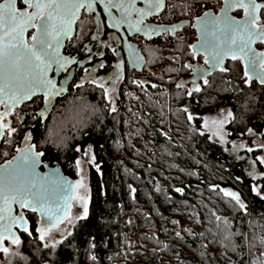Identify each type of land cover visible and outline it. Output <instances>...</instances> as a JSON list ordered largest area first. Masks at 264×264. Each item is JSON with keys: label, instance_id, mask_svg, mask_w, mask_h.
<instances>
[{"label": "trees", "instance_id": "16d2710c", "mask_svg": "<svg viewBox=\"0 0 264 264\" xmlns=\"http://www.w3.org/2000/svg\"><path fill=\"white\" fill-rule=\"evenodd\" d=\"M143 51L149 67L163 65L157 77L129 75L115 102L90 86L71 93L43 127L33 129L43 159L68 176H76L78 159L90 152L87 216L54 249H46L30 212L32 236L21 233L19 248L27 259L1 254L2 264H264L259 149H242L238 157L229 152L249 129L264 136V87L245 84L241 64L231 60L225 65L229 71L215 72L207 77L209 85L201 81L202 91L189 96L193 83L182 79L191 69L184 65L196 57L182 38ZM222 99L231 108L225 142L211 137L202 116L188 119L190 107L202 112ZM250 160L260 173L255 177ZM230 191L245 208L226 195Z\"/></svg>", "mask_w": 264, "mask_h": 264}, {"label": "snow or ice", "instance_id": "6c2138e0", "mask_svg": "<svg viewBox=\"0 0 264 264\" xmlns=\"http://www.w3.org/2000/svg\"><path fill=\"white\" fill-rule=\"evenodd\" d=\"M136 3L137 0H2L0 2V105L6 109L15 107L31 99L38 92L43 94L45 104H51L52 100L64 91L62 87L57 88L55 80L50 79L48 73L66 70L67 65L76 62L75 58L70 59L61 55V48L63 39L71 38L73 25L80 19L82 10L91 14L96 11V5H101L111 21L109 27L119 29L122 23H127L129 28H134L137 32L142 31L148 38H151L152 33L159 34L161 30L174 32V28L157 29L145 26L142 29L140 27L146 17L164 10L165 0H143L145 6L142 8H137ZM113 8L121 13L119 19L112 15ZM232 11H241L242 16L237 19L229 14ZM133 13L137 16L134 23ZM220 13L217 16L206 11L202 17L196 18V24L199 25L198 43L189 45L193 58L202 54L204 64L209 65L210 70H218L222 73L229 71L224 66L226 58L239 61L243 66L242 79L245 84L251 85L254 81H258L264 85V51H258L256 47V45H264V2L223 0ZM29 30L34 31L31 32L30 38L26 39ZM113 52L116 53V50L113 49ZM184 67L191 69L203 80L204 85H209L204 70L192 64H185ZM208 74H211L210 71ZM193 84L194 87L188 90L189 96L202 91L195 80ZM81 86L82 84L77 85V87ZM176 86L183 87L181 84ZM184 111L187 112V108ZM7 114V112L0 113V135H3L6 128L9 134L15 131L5 120ZM228 115L231 116V112ZM188 119L192 120L193 116L189 114ZM25 139H30V136H26ZM34 148L35 145H30L23 150L22 156L8 161V168L0 165V205H3L0 207V254L6 259L13 255L21 256L19 248L22 241L12 230L13 228H18L32 236L23 212L16 216L12 215L13 204L19 205L21 209L37 212L42 220L47 221L44 227L36 228L41 241H45L50 235L54 226L52 221L60 219L58 215L60 209L51 207L45 184L38 183L35 179H28L30 176H36V164L39 162V157L44 155L42 152H34ZM248 150L252 151V149ZM261 163H264V158L261 159ZM52 183L54 184L55 181ZM132 191L135 192V189ZM176 191L182 192L183 189L178 188ZM257 194L259 195V192ZM226 195H230L241 208L246 207L240 200L239 194L226 192ZM86 216L85 206L84 216L78 218L83 219ZM6 220L8 223H4ZM5 241L14 246L16 251L6 246ZM60 242L44 243L43 248L54 249ZM261 243H264V239ZM21 258L27 259L25 256ZM91 259L95 260L96 257L93 256Z\"/></svg>", "mask_w": 264, "mask_h": 264}, {"label": "flooded vegetation", "instance_id": "af4514ba", "mask_svg": "<svg viewBox=\"0 0 264 264\" xmlns=\"http://www.w3.org/2000/svg\"><path fill=\"white\" fill-rule=\"evenodd\" d=\"M258 1L264 2L263 0H258ZM166 2L167 0H165V5ZM144 6L145 5L143 3V0H137L136 3L137 8H142ZM214 11L216 12L217 10ZM112 15L119 19L121 13L117 11V9L113 8ZM234 15L237 17H241L242 12L236 11ZM136 19L137 16L135 13H133L132 22L134 23ZM110 23L111 21L109 19V16L104 11L101 5H96V11L91 14L83 10L81 11L80 19L74 24L75 30L73 36L65 41L64 46L62 48L63 56L69 57L70 59L75 58L76 62L67 65L66 70H62L59 72L52 71L50 74L51 79L55 78L57 88L60 85L65 87L64 94L60 97H57L54 100V103L52 101L51 104H45L43 94H36L32 96L31 99H27L22 103L16 105L15 107H10L9 109H6L3 105H0V113H5V112L8 113L5 116V120L9 122L10 128L15 129V131L11 132V134H9L7 128L4 130V133L0 140V164L9 160L17 153H19L20 151L18 150H24L26 147L28 148L30 145H35L34 150L36 152H42L36 149V143L34 141V136L32 131L33 129L36 128V125L38 124L39 127L40 126L43 127L46 121L49 120L51 116L54 115V113H56L57 104L63 97H66L71 93L83 92L84 89H87L88 86H90L102 90L107 98H110L109 95L111 93H109V90L115 89L117 93L116 99L114 101L111 100L112 102H115L118 99L119 89L121 87L122 82L129 75L133 77L135 80L144 79V78L148 80L153 76L155 77L158 76L163 65L160 64L156 68L149 67L148 63L150 59L149 57H147V55L143 50L147 46L156 45L158 42H164V41H162L161 39L158 40L154 39L152 41H146V40L143 41V39L145 38L142 37L141 35L138 34L129 35L130 33H133L136 30L134 28H129L127 23H122L119 29L114 27H109ZM150 24L159 25L154 20V16H148L144 19V22L142 25H140V27L143 29L145 26H149ZM32 31L34 30H29V32L26 33V39L30 38ZM128 42L135 43L137 47L141 50L145 58V62L142 70L146 73L145 77L135 76L134 73L136 71H132L129 68V63L125 49V46L128 45L127 44ZM256 47L259 50L264 51V45H256ZM113 49H115L116 53H119V55L114 53ZM203 61H204L203 56L197 55L195 58V62L193 64L201 67L202 65H205ZM228 61H231V59H228L226 61V64ZM101 65H103V67H101ZM85 69H87L88 71H85ZM201 81L203 80L201 79ZM161 83L168 86L167 83H163V82ZM81 84H82L81 87H77V85H81ZM247 133L249 134L250 137H253L256 139V141H258L259 144L252 149H259L258 156L261 155L263 153L262 150L263 148L261 145L264 144V136L261 133L255 131H248ZM19 134L21 135L19 141H14L16 135ZM26 136H30V139L26 140L25 139ZM10 146L13 147L12 149L13 151H11V153L9 152L8 149ZM41 160L49 164L56 163V162H49L43 159V156H41ZM41 168L44 169L43 166ZM68 177L73 178L77 181V179L79 178L78 166H77L76 176L75 177L68 176ZM77 186L78 183L75 186V190L73 193V197L70 201V205L71 202L73 201V198L75 197ZM22 211L25 215L26 220L28 221L27 216L32 211H27L25 209H22ZM19 212L20 209H18V207L16 206L15 213L18 214ZM33 213H35L37 217L36 222L38 224L39 216L36 212ZM29 227H30V223L28 221V228ZM21 233L24 232H19V236L21 235ZM5 244L6 246H9L11 248L13 247L7 241H5Z\"/></svg>", "mask_w": 264, "mask_h": 264}, {"label": "water", "instance_id": "95a60500", "mask_svg": "<svg viewBox=\"0 0 264 264\" xmlns=\"http://www.w3.org/2000/svg\"><path fill=\"white\" fill-rule=\"evenodd\" d=\"M0 2H2V1H0ZM222 7H223V0H222V4H221L220 8L216 12L214 10H207V11H210L213 15H217L218 16V15L221 14L220 13V9ZM161 12L162 11H160L158 14H160ZM205 12H203L198 17H202ZM235 12L236 11H232L229 14L232 15V16H235L234 15ZM158 14H155V15H158ZM155 15H151V16H155ZM235 17L237 19L240 18V17H237V16H235ZM187 24H188L187 21H181V22H179L177 24H163V25L150 24L149 26L151 28H157V29H172V28H174V32H168V31L161 30L159 32V34L152 33L151 34V38H148V36H146L142 31L141 32L135 31L133 33H130L129 35L138 34V35H141L142 37H144L147 41H152V40L160 37L164 33H169L170 35H174L176 32L180 31L182 29V27L186 26ZM194 25H196V26H194ZM198 27H199V25L196 24V19H195L193 21V23H192V28L196 31L197 40L193 44H197L198 43V36H199ZM74 30H75V26L73 25V31H72L71 37L74 34ZM67 39H70V38H64L63 39V46H64V43H65V41ZM127 44L128 45L125 46V49H126V55H127V59H128L130 70L137 71V72L142 71L143 70V66H144V62H145V58H144L141 50L137 47V45L135 43L128 42ZM63 46H62V48H63ZM62 48H61V55H63ZM257 50L261 51L258 48H257ZM190 51L192 52L191 48H190ZM201 56H203V55L201 54ZM203 58H204V56H203ZM228 59H230V58H226L225 59L224 66L226 65V61ZM192 65L194 67L198 68V69L204 70L206 78L209 75L213 74L214 72L218 71V70H210L209 69V65H206V64L202 65L201 67L198 66V65H195V64H192ZM209 71H210L211 74H208ZM50 74H51V72L48 73V77L49 78H50ZM53 80H55V78H53ZM182 80L185 81V82H188V81L193 82V80H195L197 84H200V81H201V79L198 78L196 76V74L192 70H191V75L188 78H184ZM256 82L259 85H261L258 81H256ZM262 86H264V85H262ZM61 87L64 89V91L57 97L62 96L64 94V92H65V87L64 86L60 85L58 88H61ZM37 94H42V93L38 92ZM57 97H55V99ZM55 99L52 100L53 103H54ZM1 137H2V135H0V140H1ZM33 151L36 152L34 149H33ZM22 155H23V150H21L19 153H17L15 156L10 158L9 160L1 163L0 165H3L5 168H8V163H7L8 161H13L14 158L20 157ZM42 166H43L44 169L41 168ZM35 173H36L35 177H31L30 176V177H28V179H30V180L31 179H35L38 183H44L45 187L47 189L46 195L48 196V199L50 201L51 207L53 209H57V208L60 209V212L58 213L60 219L58 221H56V220L52 221V224H54V226L51 229H53V228L57 227L59 225V223L67 216L68 211H69V207H70V201H71V199L73 197V193H74L77 181L75 179L70 178L67 175H65L63 173L61 167L57 163L49 164V163L43 162L41 160V156L39 157V162L36 164ZM52 181H55V183L53 184ZM2 206L3 205H0V207H2ZM16 206L18 207V209H20V212L18 214L15 213V207ZM25 210L31 211V210H28V209H25ZM21 212H23V211L19 207V205H16V204L12 205V215L13 216L19 215ZM37 214L39 216V221H38V224H37L36 228L44 227L45 224L47 223V221L42 220V218L39 215V213H37ZM5 215H7V214L5 213ZM24 217H25V215H24ZM4 223H8V221L6 220V221H4ZM12 230L17 235H19V232H22L18 228H13Z\"/></svg>", "mask_w": 264, "mask_h": 264}, {"label": "rangeland", "instance_id": "374dc122", "mask_svg": "<svg viewBox=\"0 0 264 264\" xmlns=\"http://www.w3.org/2000/svg\"><path fill=\"white\" fill-rule=\"evenodd\" d=\"M111 93L110 100L114 101L116 99V90L110 89ZM231 108L229 106L227 99H222L219 104L213 108L204 110L202 112L196 111L193 107L189 108V113L200 115L203 119V126L207 132L215 140L220 142H225L227 139L226 124L228 123L231 116H229ZM258 141L255 138L250 137L248 133L242 135L238 139L231 143L229 152L232 156L238 157L239 151L242 149H252L258 145ZM263 153L259 155L258 159L264 158V144L261 145ZM90 160V152L84 153L77 162L79 178L77 179V191L73 201L71 202L67 216L59 223V225L51 229L50 235L45 239L46 243L56 242L65 236L70 230L73 224L76 222L78 217L84 216V207H87L89 198V186H88V161ZM264 166V163H261ZM250 174L255 177L260 174L254 165V162L250 160L249 162ZM264 172V171H263ZM232 193H237L230 191ZM83 197V199H81ZM256 254L262 255L259 250H255ZM4 263V259H0V264Z\"/></svg>", "mask_w": 264, "mask_h": 264}, {"label": "built area", "instance_id": "2783aa9c", "mask_svg": "<svg viewBox=\"0 0 264 264\" xmlns=\"http://www.w3.org/2000/svg\"><path fill=\"white\" fill-rule=\"evenodd\" d=\"M221 4L222 0H195L194 3H191V0H167L164 10L154 16L156 23L163 25L187 21L188 24L174 35L164 33L155 40L161 39L164 42H171L178 36L182 38L184 45L189 47V45H192L197 40L196 31L192 28L193 21L207 10H218ZM134 75L137 77H145L146 73L144 71H136Z\"/></svg>", "mask_w": 264, "mask_h": 264}]
</instances>
